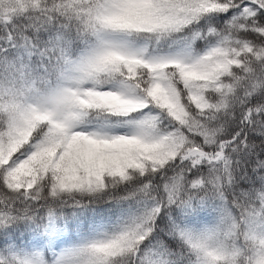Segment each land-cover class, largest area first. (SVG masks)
<instances>
[{
    "label": "snow or ice",
    "instance_id": "6c2138e0",
    "mask_svg": "<svg viewBox=\"0 0 264 264\" xmlns=\"http://www.w3.org/2000/svg\"><path fill=\"white\" fill-rule=\"evenodd\" d=\"M0 264H264V0H0Z\"/></svg>",
    "mask_w": 264,
    "mask_h": 264
},
{
    "label": "trees",
    "instance_id": "16d2710c",
    "mask_svg": "<svg viewBox=\"0 0 264 264\" xmlns=\"http://www.w3.org/2000/svg\"><path fill=\"white\" fill-rule=\"evenodd\" d=\"M256 143H257V144L260 143V139H259V138L256 139Z\"/></svg>",
    "mask_w": 264,
    "mask_h": 264
}]
</instances>
